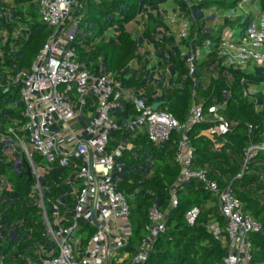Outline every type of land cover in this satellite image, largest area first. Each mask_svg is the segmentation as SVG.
I'll return each mask as SVG.
<instances>
[{"label":"trees","instance_id":"obj_1","mask_svg":"<svg viewBox=\"0 0 264 264\" xmlns=\"http://www.w3.org/2000/svg\"><path fill=\"white\" fill-rule=\"evenodd\" d=\"M168 2L176 3L180 15L190 19L194 9H210L217 13L215 22L221 25L215 33L202 34L204 27L200 18L192 24L191 38L196 36L197 44L207 37L216 42L221 31L227 27L236 28L238 37L254 16L253 9L256 7L264 11V0L244 3L246 12L240 8L243 0H199L193 9L187 7L184 0H86L73 43L77 55L94 73H111L129 87L143 88L149 104L161 102L160 109L171 112L182 122L189 116L195 100L202 102L206 110L216 104L223 106V114L234 125L226 135L218 138L220 142L227 140L220 151H214V142L201 134L210 127V122L196 124L189 131L195 147V166L209 165L219 170L242 201L244 211L261 222L262 230L249 235L252 246L249 264H264V196L260 194L264 191V165H258V162H264V152L257 155L255 163L249 164L242 178H237L244 148L251 141L264 139V67L230 70V81L225 76L207 79L203 70L216 60L213 54L211 58L204 57L199 61L198 84L195 86L188 75L185 59L181 57L180 49L187 41L182 40L178 44L174 41L175 52L169 50L167 44L154 38L158 18H149L145 39L149 40V44L156 43L162 50H169V56L161 57L160 66L166 65L165 69H170V78L168 83H165L166 80L164 84L158 83L162 93L157 97L148 60L141 55L140 44L128 25L142 17L145 10L151 14L150 8ZM0 13L4 14L0 16V139L16 138V134L27 143L26 134L21 130L26 121L24 106L19 85L13 80L19 70L30 68L53 34V29L41 20L36 0H0ZM135 60L139 66L131 69L130 65ZM244 89L250 90L249 96L244 95ZM254 99L258 101V110L255 109ZM135 115L134 108L127 104L120 121ZM249 126H252L251 133L248 132ZM179 136L175 132L169 141L155 144L145 133L124 129L115 133L112 143L125 141L133 144V148L126 149L119 158L122 172L119 173L121 181L118 183L131 209L130 223L134 235L133 246L130 247L135 249L136 243L146 235L148 212L155 206L168 211L167 229L157 239L145 264H224L227 247L207 229L210 221L216 219L223 223L224 219L202 184L193 180L179 187L178 205L171 207V192L180 173L175 160ZM30 153L36 166L43 162L36 150H30ZM29 163L26 153H22L17 161L0 152V264L38 262L41 246L48 250L54 248L45 232L39 197L34 189L36 181L27 175ZM69 179L77 181L74 171L57 163L41 178L44 202L51 221L53 203H58L62 210L68 202L64 216L70 218L72 215L75 194L74 186L67 183ZM194 206H200L202 213L196 224L190 226L185 214ZM80 232L86 241L96 228L83 225Z\"/></svg>","mask_w":264,"mask_h":264},{"label":"built area","instance_id":"obj_2","mask_svg":"<svg viewBox=\"0 0 264 264\" xmlns=\"http://www.w3.org/2000/svg\"><path fill=\"white\" fill-rule=\"evenodd\" d=\"M36 1L41 20L53 29V34L30 68L17 72L13 83L19 85L24 106L26 121L21 130L46 162L42 174L38 173V166L25 147L36 181L34 189L39 197L45 232L54 248L48 250L41 246L38 262L29 264H145L148 261L157 239L167 229L168 211L155 206L150 208L146 235L131 252L134 235L130 223L131 209L118 183L122 172L119 158L126 149L131 150L133 144L125 141L112 143L115 133L122 129L145 133L155 144H164L175 132L180 135L175 152L180 173L171 192V207L178 205L179 187L193 180L200 182L217 200L219 213L224 219V224L219 220L207 224L208 231L215 238L225 236L227 239L224 264H249L252 252L249 235L261 231L262 224L244 211L242 201L219 170L209 165L195 166V147L189 136L194 125L208 121L210 127L201 134L214 142V151H220L227 140L220 142L218 138L226 135L234 125L223 114V106L216 104L206 110L202 102L195 100L184 122L160 106L155 109L154 104L160 102L149 104L143 88L129 87L111 73L96 74L79 60L73 44L78 23L71 25L69 22L75 0ZM184 1L191 8V0ZM249 1L243 0V5H240L243 12L247 11L244 3ZM253 11L254 16L240 36H236V28L227 27L216 42L207 37L198 44L196 36L191 38L192 20L189 17L181 14L170 19L178 25V42L187 41L180 49L181 57L185 59L188 75L195 86L198 84L199 61L213 54L216 60L203 70L210 78L225 76L230 81V70L264 67V11L256 7ZM214 14L213 24L217 19V13ZM166 76L165 83H168V68ZM249 92L244 89V95L249 96ZM193 93L197 97L195 90ZM254 101L258 110V101ZM127 104L134 108L136 115L120 121ZM248 132H252V126L248 127ZM15 136L27 145L26 141ZM263 152L264 139L251 141L243 150L237 178H242L249 164L255 163L257 155ZM56 163L72 169L77 181H67L74 186L75 194L71 217L62 216L59 204L53 203L51 221L44 202L41 178ZM258 165H264V162H258ZM260 194L264 196V191ZM201 213L200 206L192 207L185 214L186 222L190 226L195 225ZM82 223L96 228L86 241L80 232ZM78 233L79 236L74 238Z\"/></svg>","mask_w":264,"mask_h":264},{"label":"rangeland","instance_id":"obj_3","mask_svg":"<svg viewBox=\"0 0 264 264\" xmlns=\"http://www.w3.org/2000/svg\"><path fill=\"white\" fill-rule=\"evenodd\" d=\"M199 2V0H191L190 4L192 5L191 8L193 9V6L195 4H197ZM81 1L80 0H76L75 2V5L73 7V10L71 12V15H70V20L69 22L71 23V25H75L76 23H78V26H79V20L83 17V10L80 8V4ZM206 11H203L202 12H199L194 9L193 10V18L191 20L192 21V24L196 23V20L197 18H200L201 21L205 22L204 25H203V33L202 34H207L208 32L211 33V31H208V28H210L214 22V12L210 9H205ZM150 12L151 14H148V10H145L143 13H144V17L139 19V20H134L133 22H131L129 25H128V28L130 30L133 31V33L135 34L139 44H140V47H142L145 51H148L149 48L151 47V52L153 51V54L155 55V57L157 58H161V56H169V50L175 52V48H174V41L177 39V32H178V29H177V25L176 23H173L171 22V18L176 15V14H179L180 13L177 11V9L173 8L172 9H166V8H162L160 7V4L158 5H155L153 6L152 8H150ZM199 14V15H198ZM4 16V14L0 13V16ZM186 16V15H185ZM188 17V16H186ZM149 18L151 19H154V20H157L158 18V24H157V27L153 33L154 35V38L156 39V41H161V42H164L165 44H167V48L169 50H162L161 47H157L156 43L155 44H149V40L148 39H145L144 37V32H145V27H146V24H147V20H149ZM217 24V28L221 25L218 23V21L216 22ZM211 25V26H210ZM216 28V26H213ZM216 32V29L215 31H212V33ZM174 42V43H173ZM173 44V45H172ZM150 52V53H151ZM136 66V63L135 61L133 62V67ZM166 65L164 66H161L160 68V72L164 73L165 74V67ZM166 75V74H165ZM25 147L26 149H28L29 151H34V147L31 143H29L27 141V145H24L22 142H20L17 138H2L0 139V152L3 154V155H6L8 156L9 159H13V160H19L20 159V156L22 153H25ZM27 155V154H26ZM28 157V156H27ZM29 158V157H28ZM29 164L31 166V161L29 160ZM39 167V168H38ZM37 167V170H38V173L42 174L43 170L42 168H46V162L45 160L43 159V162L38 165ZM67 207H68V202H67ZM64 208L60 211V214L63 216L65 214V210L68 209V208ZM82 225H84L82 223ZM79 236V233L74 235V238L75 237H78Z\"/></svg>","mask_w":264,"mask_h":264},{"label":"crops","instance_id":"obj_4","mask_svg":"<svg viewBox=\"0 0 264 264\" xmlns=\"http://www.w3.org/2000/svg\"><path fill=\"white\" fill-rule=\"evenodd\" d=\"M81 1V3L79 4L80 5V8L83 10V11H85V2H86V0H80ZM75 2H76V0H75ZM160 7H162V8H166V9H172V7L173 8H175V9H177V11H179V9H178V6H177V4L176 3H171V2H168V3H162V4H160ZM39 9V8H38ZM198 11V13L199 12H202L203 11V13H204V11H206V10H197ZM83 15H84V12H83ZM199 15V14H198ZM144 17V14H143V16L141 17V18H143ZM141 18H139V19H141ZM234 18V17H233ZM139 19H136V20H139ZM202 25H204V23L205 22H203L202 21ZM176 25H177V23H176ZM211 26V25H210ZM213 26H216V28L215 27H213ZM220 27V26H219ZM218 27V28H219ZM218 28H217V24H213L210 28H208V31H211V33H212V31H215V29H216V31L218 30ZM177 29H178V25H177ZM206 29V28H205ZM205 29H203V30H205ZM203 30H202V32L201 33H203ZM131 32H133L132 30H130ZM208 33H210V32H208ZM207 33V34H208ZM215 33V32H214ZM134 34V33H133ZM135 35V34H134ZM177 35H178V32H177ZM6 37H8V35L6 36ZM176 41V43L178 42V38L175 40ZM80 44H82V42L80 41L79 42ZM178 44V43H177ZM176 44V45H177ZM151 47L149 48V50L148 51H145L142 47H140V52H141V55L142 56H144V58L145 59H147L148 60V63H149V65H148V67H149V69H150V71H151V74L152 75H157V77L156 78H158V81L156 80V78H155V76H153V81H152V85H154V87L155 88H157V93L156 94H159V95H161V93H162V87L160 88L159 87V84L158 83H164L165 82V79H166V70L167 69H165V74L162 72H160L161 70H160V68H161V66L160 65H162V62H161V59L162 58H157V57H155V55L153 54V51L151 52ZM168 50V49H167ZM151 52V53H150ZM162 57V56H161ZM135 63H136V66L135 67H133V62L131 63V65H130V68L131 69H135V68H138V66H139V62L137 61V60H135ZM102 70V69H101ZM160 70V71H159ZM100 73H105L104 71H101ZM99 74V73H98ZM207 79H208V76H207ZM206 79V80H207ZM211 201L213 202V203H216L217 205H218V202H217V200L216 199H214L212 196H211ZM218 212H219V210H218ZM214 220H216V219H214ZM222 224H224V222L222 223ZM217 239V238H216ZM219 240H221L225 245H226V247H227V239H226V237L225 236H223L222 238H220ZM131 249V252H134V249L131 247L130 248Z\"/></svg>","mask_w":264,"mask_h":264},{"label":"water","instance_id":"obj_5","mask_svg":"<svg viewBox=\"0 0 264 264\" xmlns=\"http://www.w3.org/2000/svg\"><path fill=\"white\" fill-rule=\"evenodd\" d=\"M19 72V71H18ZM161 105V102L160 103H156V104H154V108L155 109H158L159 108V106ZM27 175L29 176V178L30 179H32V178H34V176H33V171H32V167L29 165V167H28V169H27Z\"/></svg>","mask_w":264,"mask_h":264}]
</instances>
